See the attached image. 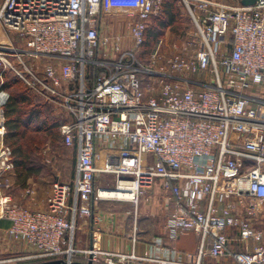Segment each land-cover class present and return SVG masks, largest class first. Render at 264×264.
I'll use <instances>...</instances> for the list:
<instances>
[{
  "label": "built area",
  "instance_id": "1",
  "mask_svg": "<svg viewBox=\"0 0 264 264\" xmlns=\"http://www.w3.org/2000/svg\"><path fill=\"white\" fill-rule=\"evenodd\" d=\"M163 0H3L0 27L19 45L0 43V78L10 71L66 121L63 143L76 149L71 181L52 182L46 209L13 201L9 175L12 150L4 142L0 88V221L5 236L33 249L0 258V264L64 257L71 260L75 216H92L91 202L117 198L136 204L155 178L169 194L164 204L163 254L138 256L92 246L88 259L104 264H264V242L255 218L264 199V115L253 103L264 82V0L243 5L184 0L198 37L186 55L176 44L161 63L163 39L140 63L123 49L120 35L103 33L106 14L134 17L127 31L135 49L148 20ZM118 11V12H116ZM229 35V38H227ZM46 57L40 70L37 59ZM207 72V74H204ZM196 74H202L194 78ZM204 75V76H203ZM0 81H2L0 79ZM133 150L128 161L110 168L109 153ZM116 173L112 188L95 186L99 173ZM116 191L105 195V191ZM118 194V195H117ZM193 232L198 244L192 262L174 247ZM249 242H252L248 246ZM156 244L163 246L161 238ZM250 247V248H247ZM191 256V254H188Z\"/></svg>",
  "mask_w": 264,
  "mask_h": 264
},
{
  "label": "crops",
  "instance_id": "2",
  "mask_svg": "<svg viewBox=\"0 0 264 264\" xmlns=\"http://www.w3.org/2000/svg\"><path fill=\"white\" fill-rule=\"evenodd\" d=\"M2 80V77L0 78ZM1 83V81H0ZM259 102L253 103L260 114L264 115V82L258 90ZM54 110V109H52ZM54 114L64 116L60 111H53ZM61 135V134H60ZM109 153L108 166L110 168H117L129 162L132 164L134 157L133 150L127 148L125 152L118 153V157L113 156L116 151L115 147L104 146ZM106 174L115 176L116 173L104 172L99 173L95 179V186H104L112 188L115 182L110 183V178L104 177ZM57 178L54 176L49 180L46 174L41 170L38 174L31 175L27 178L23 186L17 180V175L14 170L9 175L11 187L9 193L13 201L22 204L30 209H46V199L50 193L52 182ZM101 179L103 183L98 184L97 181ZM44 185V186H43ZM169 194L168 189L163 185V179L155 178L145 192L139 196L136 204L129 200H122L117 198H99L91 202L92 216L76 215L75 229L73 233L72 246L76 252L71 258V263L76 264H104L103 261L95 262L88 259L85 250L89 249L93 243V237L96 239V246L102 250L120 253L134 252L138 256H156L162 255L165 251L164 246L168 245L166 241L165 223L169 213V209L164 204L165 197ZM260 211L258 217L255 219L256 226L264 218V210L261 208L264 205V199L260 202ZM2 221H0L1 223ZM264 228V225H263ZM262 236L259 243L264 242V229L261 231ZM192 236L191 244L184 241V237ZM161 238L163 246L156 244V240ZM197 235L189 232L180 236L174 243V247L181 254L178 258L184 262H192L194 260L192 254L195 252L198 239ZM252 242H249L250 246ZM250 248V247H247ZM33 249L25 242H13L7 240L5 236L4 227L0 226V258L13 257L24 255L32 252ZM188 254H191L189 256ZM61 259L65 261L64 257L47 258L41 260L25 261L19 264L51 261Z\"/></svg>",
  "mask_w": 264,
  "mask_h": 264
},
{
  "label": "trees",
  "instance_id": "3",
  "mask_svg": "<svg viewBox=\"0 0 264 264\" xmlns=\"http://www.w3.org/2000/svg\"><path fill=\"white\" fill-rule=\"evenodd\" d=\"M176 0H163L158 16L162 19L154 29L147 27L142 46L148 48L161 36L164 28L175 23L178 12L175 11ZM0 88L9 93L4 105L5 129L4 142L12 149L17 180L23 186L27 178L38 174L40 167H34V153L49 137L53 141H62L59 127L66 121L54 114L52 108L38 99L30 87L10 71L2 73Z\"/></svg>",
  "mask_w": 264,
  "mask_h": 264
},
{
  "label": "rangeland",
  "instance_id": "4",
  "mask_svg": "<svg viewBox=\"0 0 264 264\" xmlns=\"http://www.w3.org/2000/svg\"><path fill=\"white\" fill-rule=\"evenodd\" d=\"M216 1L228 4L235 3V0ZM2 2L3 0H0V4ZM175 11L178 12V16L175 23L164 28L160 36V38L163 39V45L161 49L162 55L160 59L161 63L163 64L166 63V60L172 54V51L176 49L173 48L174 44H176L178 46V49L186 55H191L197 48L198 44V37L196 35L195 26L186 8L184 0H176ZM132 18L134 17L125 16L119 13L113 15L106 14L104 15L102 32H110L120 35V43L122 48L134 49L137 60L140 63H146L149 59L150 51L155 43L151 44L148 48L142 45L138 49H135L133 47V41L129 36V32L127 31L128 21L130 19L132 20ZM162 19H164L162 14H159L158 16H153V18L148 23V29H154L153 27H155ZM16 37L17 35H15V32H13L12 30H5L0 27L1 44H5L11 41L14 44L19 45L20 43L16 39ZM227 38H229V35H227ZM46 62H48V59L46 57H41L37 59V69L40 70L41 66ZM204 74H207V72H205ZM201 76L202 74H196L194 78H199ZM41 101L44 102L43 100ZM51 108L53 109V107ZM34 157V167H40L41 172L46 174L49 180H52L54 176H57L63 181H71L73 179L75 173L74 167L76 160V149L74 146H66L62 141H53L52 138L49 137L45 140L44 144H42L40 148L34 153ZM11 161H13V155H11ZM14 170L15 168L12 172H14ZM104 177H109L110 183L113 181L115 182L114 175L110 176L106 174ZM97 183L101 184L103 183V181L99 179ZM261 208H263L264 210V205H262ZM260 222V225L258 224L257 227L262 231L264 229L263 217ZM7 225L8 223L5 221H2L0 223V226L4 227V229ZM192 238V236L184 237V241H186L187 244H191Z\"/></svg>",
  "mask_w": 264,
  "mask_h": 264
},
{
  "label": "water",
  "instance_id": "5",
  "mask_svg": "<svg viewBox=\"0 0 264 264\" xmlns=\"http://www.w3.org/2000/svg\"><path fill=\"white\" fill-rule=\"evenodd\" d=\"M241 4L243 5H249V4H253L255 2V0H240ZM25 264H76V263H71L70 260H61V259H57V260H51V261H40V262H31V263H25ZM90 264V263H88Z\"/></svg>",
  "mask_w": 264,
  "mask_h": 264
},
{
  "label": "bare ground",
  "instance_id": "6",
  "mask_svg": "<svg viewBox=\"0 0 264 264\" xmlns=\"http://www.w3.org/2000/svg\"><path fill=\"white\" fill-rule=\"evenodd\" d=\"M116 193V191H112V190H109V191H105V195H112L114 196ZM118 195V194H117Z\"/></svg>",
  "mask_w": 264,
  "mask_h": 264
}]
</instances>
